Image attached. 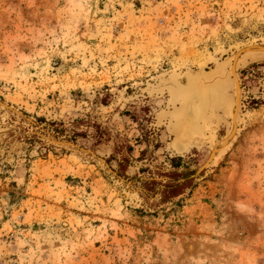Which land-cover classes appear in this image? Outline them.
<instances>
[{"label": "rangeland", "instance_id": "374dc122", "mask_svg": "<svg viewBox=\"0 0 264 264\" xmlns=\"http://www.w3.org/2000/svg\"><path fill=\"white\" fill-rule=\"evenodd\" d=\"M0 264H264V0H0Z\"/></svg>", "mask_w": 264, "mask_h": 264}, {"label": "trees", "instance_id": "16d2710c", "mask_svg": "<svg viewBox=\"0 0 264 264\" xmlns=\"http://www.w3.org/2000/svg\"><path fill=\"white\" fill-rule=\"evenodd\" d=\"M183 165V159H173L172 166L175 171L167 174L166 176L170 178V182L163 184L161 182L147 181L145 182V188L148 194L157 195L160 194L162 201L167 202L172 198L181 194V192L188 186L189 182L182 183L181 180L188 179L193 171H189V167L183 172L179 171V168ZM163 176V174H161Z\"/></svg>", "mask_w": 264, "mask_h": 264}, {"label": "bare ground", "instance_id": "6f19581e", "mask_svg": "<svg viewBox=\"0 0 264 264\" xmlns=\"http://www.w3.org/2000/svg\"><path fill=\"white\" fill-rule=\"evenodd\" d=\"M182 84H183V86H181ZM178 87H179L180 91H185V93L187 92L189 95V98L196 97L197 94H199V100L200 101H203V99H206V100L208 99L209 91L207 89L206 83H204L203 81L200 82V80H199V81H195V82L194 81L193 82L188 81L187 83H179L177 85V88H175V89H178ZM195 101H196L195 99H192V100L190 99L191 112H193V113H197L198 110H196V109L200 108L199 104L193 105L195 103ZM204 104H205V101H204ZM189 112L190 111H188L187 114ZM190 116H191V113H190ZM192 118H193V116H191V119ZM177 145H179V144L177 143Z\"/></svg>", "mask_w": 264, "mask_h": 264}]
</instances>
